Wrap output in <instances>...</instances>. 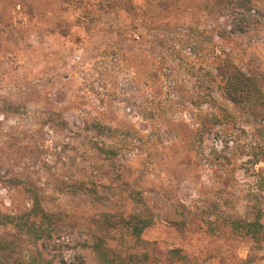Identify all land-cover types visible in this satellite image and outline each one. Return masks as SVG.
<instances>
[{"label":"rangeland","instance_id":"374dc122","mask_svg":"<svg viewBox=\"0 0 264 264\" xmlns=\"http://www.w3.org/2000/svg\"><path fill=\"white\" fill-rule=\"evenodd\" d=\"M240 1L0 0V264H264V227L230 223L264 225V119L216 76L264 92Z\"/></svg>","mask_w":264,"mask_h":264},{"label":"trees","instance_id":"16d2710c","mask_svg":"<svg viewBox=\"0 0 264 264\" xmlns=\"http://www.w3.org/2000/svg\"><path fill=\"white\" fill-rule=\"evenodd\" d=\"M253 0H243L242 2H238V10L239 8L252 4ZM244 11V10H243ZM234 18H245L247 14L245 12H240L235 10L234 12L229 14ZM217 78L220 80V88L222 90L223 95L234 105L243 108L250 115L254 116L257 119H264V106L259 108L257 102L260 101L261 97L264 95L262 86L258 78L255 75L248 74L240 67H238L235 63H233L229 58L218 60ZM227 113L224 114V117H228ZM214 122L222 121L219 116H213ZM94 126L98 131H105V133H110L111 135L115 134V127L106 126L102 124L100 121L94 122ZM118 150H114L111 148L110 153L117 155ZM259 159L255 160V163H258ZM34 193V201L38 202L39 194L38 192L32 191ZM258 218L255 221L248 220H232L230 223L234 229L240 230L245 229L248 233L256 235L257 233L262 232L263 223L260 220L262 216L261 210H259L257 214ZM135 221L133 223L130 221L132 231L137 235H140L143 230L150 226L151 222L146 217H140V215H136L134 218ZM175 251V250H174ZM177 251V250H176ZM106 257V256H105Z\"/></svg>","mask_w":264,"mask_h":264}]
</instances>
